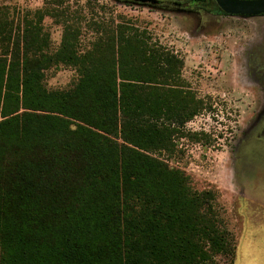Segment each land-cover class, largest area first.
<instances>
[{
  "label": "trees",
  "instance_id": "1",
  "mask_svg": "<svg viewBox=\"0 0 264 264\" xmlns=\"http://www.w3.org/2000/svg\"><path fill=\"white\" fill-rule=\"evenodd\" d=\"M72 14L0 5V264H232L217 192L168 164L181 141L216 148L188 128L211 98L136 19L97 0ZM45 18L62 28L53 52ZM58 66L72 90L45 87Z\"/></svg>",
  "mask_w": 264,
  "mask_h": 264
},
{
  "label": "rangeland",
  "instance_id": "2",
  "mask_svg": "<svg viewBox=\"0 0 264 264\" xmlns=\"http://www.w3.org/2000/svg\"><path fill=\"white\" fill-rule=\"evenodd\" d=\"M62 1L73 13L74 25L76 4L87 0ZM97 1L136 19L162 45L176 51L183 59V79L200 97L211 98L217 112L196 118L188 128L204 129L208 134L213 131L211 141L216 140V148L181 141L168 164L184 172L197 190L217 192L235 241L232 264H264V208L246 197L247 191L254 198H263L261 175L254 168L264 171V47L254 34L264 30V25L261 28L202 8L177 9L167 4L188 0H160L164 4L155 7L123 0ZM44 2L0 0V5L33 12L41 10ZM43 26L50 37L49 50L56 51L61 26L49 18L43 20ZM76 83V73L65 66L52 68L44 79L49 91H69ZM255 178L257 187L249 184Z\"/></svg>",
  "mask_w": 264,
  "mask_h": 264
},
{
  "label": "water",
  "instance_id": "3",
  "mask_svg": "<svg viewBox=\"0 0 264 264\" xmlns=\"http://www.w3.org/2000/svg\"><path fill=\"white\" fill-rule=\"evenodd\" d=\"M136 4L158 6V0H128ZM192 3H206V0H191ZM224 15L232 17L264 16V0H214ZM177 8L187 7L186 4H173Z\"/></svg>",
  "mask_w": 264,
  "mask_h": 264
},
{
  "label": "crops",
  "instance_id": "4",
  "mask_svg": "<svg viewBox=\"0 0 264 264\" xmlns=\"http://www.w3.org/2000/svg\"><path fill=\"white\" fill-rule=\"evenodd\" d=\"M225 18H240V19H244V22H246V24H251V25H259L261 26V28H263L264 25V17H232V16H226ZM253 35V33H252ZM255 36L259 35L260 36V42L258 44H262L264 47V30H260L258 33L254 34ZM263 106H264V99H263ZM255 172H257L258 174L261 175V179L260 182L263 186V198H254L252 196H250L249 192L246 191V197L252 201L253 203H255L256 205L261 206L262 208H264V171L263 173L258 172V167L254 168ZM252 183L254 187H257L259 185V181H257V179H252L249 180V184Z\"/></svg>",
  "mask_w": 264,
  "mask_h": 264
},
{
  "label": "flooded vegetation",
  "instance_id": "5",
  "mask_svg": "<svg viewBox=\"0 0 264 264\" xmlns=\"http://www.w3.org/2000/svg\"><path fill=\"white\" fill-rule=\"evenodd\" d=\"M123 1H128V0H123ZM161 4L160 5H162V4H164V2L163 1H160V0H158ZM175 3H178V4H186L187 5V7H181V8H177V7H175L173 4H175ZM214 3V0H206V3H200V4H198V3H192L191 2V0H188V2H186V3H180V2H169V3H167L168 5H171V6H173V7H175V8H177V9H192V8H202V9H204V10H208V11H210V12H213V13H216V14H219V15H221V16H227V15H224V13L223 14H220L219 12H214L213 10H210L209 9V7H210V5H212ZM215 4V3H214ZM160 5H158V6H160ZM216 5V4H215ZM151 6V5H150ZM155 7V6H154ZM218 8V7H217ZM219 9V8H218ZM260 17H264V16H260Z\"/></svg>",
  "mask_w": 264,
  "mask_h": 264
}]
</instances>
